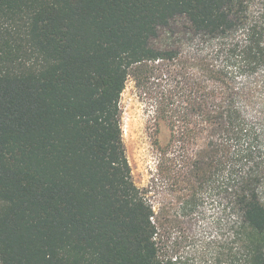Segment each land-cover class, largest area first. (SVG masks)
<instances>
[{
    "label": "trees",
    "instance_id": "obj_1",
    "mask_svg": "<svg viewBox=\"0 0 264 264\" xmlns=\"http://www.w3.org/2000/svg\"><path fill=\"white\" fill-rule=\"evenodd\" d=\"M129 79L170 132L158 174L232 219L230 264H264V0H0V263L175 264L126 155Z\"/></svg>",
    "mask_w": 264,
    "mask_h": 264
},
{
    "label": "rangeland",
    "instance_id": "obj_2",
    "mask_svg": "<svg viewBox=\"0 0 264 264\" xmlns=\"http://www.w3.org/2000/svg\"><path fill=\"white\" fill-rule=\"evenodd\" d=\"M262 1L254 0V8ZM120 106L133 181L147 192L154 208H160L161 257L171 258L175 264H230L240 259L244 248L235 238L232 219L222 215L210 199L204 200L198 212L187 211L182 191L168 184L171 179L158 174L159 146L167 143L170 132L163 120L153 118L152 109L132 79L121 93Z\"/></svg>",
    "mask_w": 264,
    "mask_h": 264
}]
</instances>
